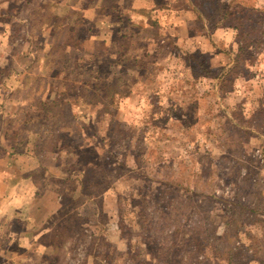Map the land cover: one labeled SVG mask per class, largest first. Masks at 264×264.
<instances>
[{"label":"rangeland","instance_id":"1","mask_svg":"<svg viewBox=\"0 0 264 264\" xmlns=\"http://www.w3.org/2000/svg\"><path fill=\"white\" fill-rule=\"evenodd\" d=\"M51 2L0 0V264H264V0H189L203 13L192 22L191 10L164 7L158 45L144 50L152 75L131 78L156 89L111 107L108 139L98 135L107 120L95 134L76 121L65 136L80 168L56 169L48 151L9 168L15 136L37 131L25 98L48 99L55 71L86 69L82 56L102 48L80 13L63 20L59 9L68 25L56 29ZM172 18L181 26L169 33ZM61 40L76 46L51 54ZM60 118L48 114L42 128Z\"/></svg>","mask_w":264,"mask_h":264},{"label":"trees","instance_id":"2","mask_svg":"<svg viewBox=\"0 0 264 264\" xmlns=\"http://www.w3.org/2000/svg\"><path fill=\"white\" fill-rule=\"evenodd\" d=\"M58 1H62V0H58ZM101 1L104 4L103 6L105 11H107L105 13L109 14L112 17V20L109 19V21L103 19L101 20V24H100L101 30L107 29L109 32H113L112 38L115 40L117 46H111L114 42L113 40L110 41L109 43V47H111V51L109 50L108 45L106 46L104 45L102 46L101 51H99L98 53L97 51L94 52L93 57H87L83 55L82 56L83 61L87 62V64L83 63L84 66L82 67L83 68L87 67L86 69H75V70L65 69V70L55 71V75L52 74L50 76L51 78H49L48 80V84H47V87H49L48 88L49 94L47 96L48 99L45 100L39 99L35 94H33L36 97L35 100H33V102L31 101L30 98H28V96L27 98H25L24 106L23 108L20 109L23 110L24 112L28 109L32 111H36L37 116L36 115H35L36 117L30 116L32 117L31 118L32 122L29 124H33V123L36 124V128L38 132L35 131L33 134H28L27 136H24L25 135L24 134L23 138H17V136H15L17 140H13V145H12L14 156L8 157L9 153L3 151L6 152L4 157L5 163L8 164V161L10 160L11 167L8 166L9 168H21L23 166L22 160L25 161V167H26L27 163H31L32 158H34V160L36 161L47 151L53 154L54 159H56V163L58 162V165H60L61 168H73V167L80 168L81 166L76 165L73 156L67 153V152H73L72 147L69 144L71 140L65 136V134L69 136L71 131L73 130V125H71L72 122L74 124V122L80 121L83 124L87 126H91L93 127V129H95V126L97 125L98 121L107 120L106 121L107 127L105 133L104 132L100 133L97 129H95L97 131H94V134L99 132L98 134L100 135L99 140L105 138L108 139V134L110 130L109 127L111 126V119L109 117L111 116L110 113L113 108L119 107V104L121 103V99L124 95L123 90L124 89L128 90L131 87H134L135 85V81H131V76H124L123 73L120 72L119 70L120 67L121 66L122 68L127 67L129 70L138 67L137 70L138 71L142 70V72H145L147 70L146 69L147 65H145L144 60L141 57H139L138 55L135 56L136 53L134 54V51L131 52L126 51L127 50L126 45H128L129 41L127 40L124 41L123 38L125 36H131V30H127L124 33L121 31L119 32V30L123 28V22L121 20H125V16L127 15V12L123 11L121 12V15H119V13H116L115 10L117 9H114L115 8L114 4L118 2L117 3L118 6L119 0H112L111 4H109L108 0H101ZM40 5L41 2L39 3L38 5L39 8L37 9H40ZM115 17L118 18V21L113 20ZM51 18H53L52 25L58 22L59 20L58 14H54V13L51 14ZM64 19L68 20L69 17H65ZM67 22L56 23L55 25L56 29H62L61 27H65ZM109 26H111L112 29ZM116 36L118 38H116ZM158 37H159L158 34L150 37L151 42L152 41L154 42L153 44L150 43V45H152L151 49H154L155 48L154 46L158 45ZM60 46L64 50L63 47L69 48V46H71V48H73V46L76 45L73 44V42L70 40H66V41L61 40L59 41L58 44L54 45V48L52 47L53 49L50 53L55 55V50H58ZM144 47L149 48L148 44L144 45ZM185 53H182V55H185ZM64 54L65 53H63V55ZM126 54L128 55L126 56ZM58 55L59 54H57L56 56ZM144 55H148V54L144 53ZM38 57L39 56L37 55L34 56L28 68L36 62V59ZM62 59L63 60L61 61L66 62L69 60V57H66L65 54V57ZM101 62L105 63L106 66H108L107 70L109 71L112 70V72L117 71L116 73H118V75L112 76L110 78L107 77L108 72H103L101 66H99ZM23 76L26 77L28 76V74L26 75V73H24ZM122 76L124 77L123 79ZM31 81H33V84L35 85L34 78H31ZM34 85L32 86V89H34ZM30 90H31V86H29V88L27 89L26 94H29ZM0 103H1L0 107L3 106L2 103L4 102H0ZM111 107L113 108L111 109ZM37 110H38V114H37ZM48 114L50 115L51 119L53 118V121H56L57 117L60 118V116L63 114L65 116V119L62 120L61 117L60 120H58L59 123L56 125V128L52 129V131L48 130L47 132V129L42 127L43 124L45 123V118L48 116ZM153 116L152 118H154ZM0 119H2V123L0 125L1 128L0 132L3 131L6 132V130L3 128V118ZM29 120L30 119H25V123H27ZM26 131L30 133L28 130H25L24 133H26ZM61 135H64V138L60 137ZM118 138L119 137H115L113 139L114 142ZM22 144H24L25 146H23ZM39 144H42L40 148L34 150L35 146ZM20 145L22 146L20 147ZM22 147H24L25 149L21 150ZM40 152L41 154H39ZM74 157H76V155ZM71 164H75V165L71 167ZM128 167L132 168L131 166ZM175 206L176 204L173 202L171 204V207H175ZM168 226L165 227L167 228ZM227 230L228 229L224 230L222 236L223 238H220V240L222 239L225 240L226 237H228ZM237 236L238 235L234 236L232 241L227 240V243H223L219 248L221 250H224L226 248L229 251L231 247V243H234L235 240H238ZM181 256L186 257L187 261L189 260L188 256L184 252L181 253Z\"/></svg>","mask_w":264,"mask_h":264},{"label":"crops","instance_id":"3","mask_svg":"<svg viewBox=\"0 0 264 264\" xmlns=\"http://www.w3.org/2000/svg\"><path fill=\"white\" fill-rule=\"evenodd\" d=\"M84 1V0H83ZM90 1L92 0H86V4L87 5H82V6H77V4L75 3V0H62V1H58V0H53V2L50 5V14H58V10L59 9H63V19L65 17H73L76 14H79L81 20H85L86 23H91L92 25H97L99 30H100V38H101V46H106L108 45L109 47V43L112 40V35L113 32H109L107 29L105 30H101V20H106L109 21L112 20L110 18V15L105 13L107 11H105L104 9V4L102 2H100V0H98V5L96 7L88 4L90 3ZM118 3V2H117ZM117 3L114 4L115 8L117 9L115 10L116 13H119V15H121V12L126 11L127 15L125 16V20H122L123 22V28H121V32H125L127 30H131V36H127V41H129L128 45L124 44L127 46V52H131L134 51V54L136 53L135 56H139L141 57L143 60H145L147 58V56L149 55H144V50H146L147 48L144 47V45H149L151 42L150 36H155V35H159L161 34V23L165 20L164 17V12L163 9L165 8H169L170 4H174L173 5V9L175 10H191L193 12L194 17L193 19H190L189 21H193L194 19H198L199 17L202 16V12L199 11V9L195 6V4H193L192 6L190 5L191 2H189V0H130V4L126 5L124 7L121 6H117ZM127 10H125V9ZM128 17V18H127ZM75 19V18H74ZM127 19V20H126ZM114 21H118V18H114ZM77 21V20H75ZM84 21V22H85ZM173 23L170 26V23L167 25V32L170 33V31H168L169 29H173V28H178L181 26V23L178 22V20L175 18H172ZM111 28V26H109ZM112 29V28H111ZM130 35V34H128ZM88 37V36H87ZM94 40V38L92 39ZM115 41V40H114ZM131 42V43H130ZM212 40H209V44L213 47L212 44ZM75 44V43H73ZM123 45V46H124ZM109 50L111 51V47H109ZM208 52V51H206ZM117 54V53H116ZM128 54H126L127 56ZM142 60V62H143ZM152 66L153 63H150ZM138 67H136L135 69H128L127 67L124 68V70H120V72L123 73L124 76H131V78H136V76L141 75V78H144L145 76H150L152 74H150V69L145 72H139L137 70ZM117 72V71H116ZM116 72H112V70L108 71L107 77H112V76H117L118 73ZM143 73V74H141ZM134 76V77H133ZM123 77V76H122ZM133 80V79H132ZM137 81V80H136ZM138 82V81H137ZM150 81L148 79V81L145 83H143V85L141 87H139V89L137 88H133L131 87L128 90H123V97L121 99V103L119 104V108H123V105L125 104V100L127 97V95L132 94V96H137L138 97L141 95V92H147L149 93L151 91V88L156 89V86L153 87H149L150 85ZM152 85V84H151ZM73 124V122H72ZM51 153V152H50ZM52 154V153H51ZM53 156V154H52ZM55 165V168H61L60 165H58V162ZM40 164H38V168H40ZM49 168V167H48ZM7 185L5 179L3 177L0 178V192L2 190H4V186ZM15 190V189H14ZM1 195V194H0ZM19 195V192H18ZM5 215V213L2 211V213H0V217H2V215ZM9 219H10V214H9Z\"/></svg>","mask_w":264,"mask_h":264}]
</instances>
